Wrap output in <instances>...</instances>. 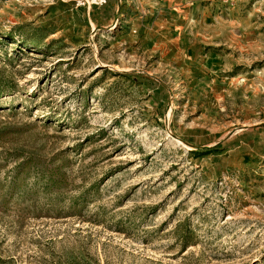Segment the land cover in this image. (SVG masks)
<instances>
[{
	"label": "rangeland",
	"instance_id": "1",
	"mask_svg": "<svg viewBox=\"0 0 264 264\" xmlns=\"http://www.w3.org/2000/svg\"><path fill=\"white\" fill-rule=\"evenodd\" d=\"M32 3L0 0V264H264V156L195 150L261 141L264 0H146L136 48Z\"/></svg>",
	"mask_w": 264,
	"mask_h": 264
},
{
	"label": "crops",
	"instance_id": "2",
	"mask_svg": "<svg viewBox=\"0 0 264 264\" xmlns=\"http://www.w3.org/2000/svg\"><path fill=\"white\" fill-rule=\"evenodd\" d=\"M32 5L34 21L42 20L48 27H53L52 31L62 32L65 37L74 40L75 45L85 43L83 34H108L115 40L123 41L128 47H135L136 43L144 41L148 35L156 37L160 34L156 28V20L159 18L149 15L146 0H109L99 7L80 8L75 7L70 0H46L44 4ZM36 5L38 6L35 7ZM245 129L249 128H240L233 134ZM250 130L257 138H261V141H257L258 145L252 148L248 149V143L239 138L235 142L224 143L231 138L229 136L224 141L202 146L201 149L197 147L195 150H200L205 157L212 158L215 165L227 161L230 155L237 161L248 163L251 158L264 156V121H259ZM242 135L244 133L240 136Z\"/></svg>",
	"mask_w": 264,
	"mask_h": 264
},
{
	"label": "built area",
	"instance_id": "3",
	"mask_svg": "<svg viewBox=\"0 0 264 264\" xmlns=\"http://www.w3.org/2000/svg\"><path fill=\"white\" fill-rule=\"evenodd\" d=\"M75 7H99L109 0H70Z\"/></svg>",
	"mask_w": 264,
	"mask_h": 264
}]
</instances>
